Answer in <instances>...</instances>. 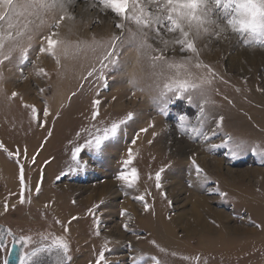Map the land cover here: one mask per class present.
<instances>
[{"label":"rangeland","instance_id":"obj_1","mask_svg":"<svg viewBox=\"0 0 264 264\" xmlns=\"http://www.w3.org/2000/svg\"><path fill=\"white\" fill-rule=\"evenodd\" d=\"M67 11L74 19L62 22L59 32L73 45L90 42L92 37L107 41L119 34L117 17L102 10L97 0H74ZM128 26L135 30L134 24ZM3 28L8 29L7 22ZM161 35L171 42L177 34ZM244 38L252 39L247 34ZM148 43L163 48L155 33H149ZM40 44L38 33L26 60L20 61L17 52L0 66L4 89L0 93V142L8 151L21 153L9 156L0 149V165L5 162L8 168L3 173L0 167V224L16 240L32 238L31 242L21 240L25 264L34 246L52 244L61 236L70 247L71 260L66 264H95L101 251L109 264H264V45L245 44L230 29L220 38L205 34L196 42L199 60L217 74L207 93L212 103L205 105L207 116L202 117L198 97L191 104L171 94L167 101L156 98V85L162 87L173 73L160 64L154 67L149 56L135 47L125 45L119 50V63L105 70L106 80L95 76L84 80L90 66L99 67L98 52L70 47L58 66L51 55L40 52ZM164 55L180 62L193 54L169 43ZM41 68L47 75L38 72ZM132 73L135 86L129 82ZM12 91L20 97L10 99ZM94 100L100 101L95 120ZM25 104L34 105L38 113ZM45 107L49 110L46 118L42 115ZM129 113L131 118H127ZM220 116L224 119L217 125ZM122 119L125 123L118 134L100 150L85 146L92 139L93 125L101 129ZM228 135L243 141L245 150L233 156ZM77 146L81 152L74 160ZM129 149L133 154L129 169L139 172L132 187L117 179ZM192 159L206 180H197ZM20 165L25 175L24 203H20ZM161 168V187L157 188L155 173ZM38 183L39 193L35 190ZM141 195L144 201L138 199ZM196 197L206 200L204 207L210 213L195 202ZM5 200L15 207L5 212ZM93 205L98 206L94 215L89 212ZM193 206L207 228L196 227L188 236L184 227ZM95 217H99V235ZM160 220L175 226H171L175 238L164 236L163 240L185 251L149 240L148 227ZM11 241L7 236L0 248L8 253ZM58 252L54 247L34 261L58 264Z\"/></svg>","mask_w":264,"mask_h":264},{"label":"snow or ice","instance_id":"obj_2","mask_svg":"<svg viewBox=\"0 0 264 264\" xmlns=\"http://www.w3.org/2000/svg\"><path fill=\"white\" fill-rule=\"evenodd\" d=\"M73 3L74 0H0V66H3L6 61L10 62L13 59V54L17 52L20 61L26 60L28 52L33 46V39L39 33L40 52L51 55L58 66L61 65V55L64 57L69 55L70 47L74 46L77 51L81 48H87L93 53L98 52L96 63L99 67L90 66L86 76H83L82 79L87 80L95 76L97 80H106L105 70L110 66L115 69L119 63V50L125 45L132 46L141 55H148L154 67L160 64L166 66L173 73L163 83L162 87L160 84L156 85L157 99L167 101L171 99V96H179L191 104L194 97H198L202 101L198 105L200 115L206 117L205 105L212 103L207 99V93L211 89L217 74L209 65L203 64L199 60V49L196 42L205 34L220 38L230 29L232 33L243 38L245 44L264 45V0H97V4L102 6V10L110 11L117 17L118 22L115 27L119 30V34H113L107 41H97L95 37H92L90 42L77 41L74 45L73 42L63 38L59 32L62 22L66 19H74L71 13L67 11V8ZM4 22H7V30L3 28ZM130 24L135 25V30L128 26ZM45 28L48 30L47 34L43 32ZM162 32L177 35L170 42L163 38ZM149 33H155V38L161 41L163 48H154L148 43ZM245 34L252 39L244 38ZM169 43L178 45L181 52H191L193 55L183 57L180 62L169 59L164 55ZM151 53L156 54L151 55ZM193 69L197 71H193ZM38 72L47 75L42 68ZM2 79L3 73L0 71V80ZM129 82L133 86L136 85L135 73H132ZM3 92L4 89L0 87V93ZM19 97L18 92L12 91L9 98ZM99 104V100L93 101V120L99 115ZM24 106L30 108L34 113H38L34 105L25 104ZM42 115L45 118L48 117L49 110L47 107L42 109ZM131 116L132 114L129 113L127 118H131ZM223 119V116H220L216 121L217 125H221ZM179 120L183 122L185 116L181 115ZM124 123L125 120L123 119L113 121L101 129H97L93 125L95 131L89 133L92 139L86 140L85 146L100 150L106 141L118 134L121 125ZM180 127L183 129V123L180 124ZM84 131L89 132L88 129ZM140 131H147V129ZM201 135L207 139L206 135ZM135 142V140L132 141L133 144ZM226 142L233 144V156L245 150V143L235 140L231 135H228ZM0 149L8 152L9 156L21 154L19 151H8L2 142H0ZM252 150L255 151V148ZM80 152L81 147L77 146L73 151L74 160L77 159V154ZM132 162L133 154L132 150L129 149L128 158L122 161L123 168L117 176L118 180L129 187L134 186L139 180L138 169L135 167L129 169ZM191 163L195 167L197 180L201 182L206 180L207 177L203 174V169L196 160L192 159ZM163 171L164 169L161 168L155 173L157 188L161 187L160 181ZM20 184L22 189L20 203H24L25 175L23 165H20ZM35 190L37 193L40 192L39 183L35 186ZM221 195L226 194L221 193ZM138 199L144 201V196L141 195ZM9 207L14 208L15 205L10 206L5 200L4 211L7 212ZM97 208V205H93L89 212L94 215V210ZM149 208V204L145 201V211H148ZM73 219L76 218L73 217ZM95 221L97 225L96 235H99V217H95ZM124 227L127 229L128 225L125 224ZM21 240L31 242L32 238L30 236L21 237ZM54 247L59 249L58 255L61 256L58 264H66V261L71 260L69 243L61 236L57 237L52 244L34 246L31 253L27 255L28 264H38L34 258L43 252H52ZM5 264L8 262L5 261ZM21 264H25L24 258H22ZM95 264H109L104 251L99 253ZM156 264H159V261H156Z\"/></svg>","mask_w":264,"mask_h":264},{"label":"bare ground","instance_id":"obj_3","mask_svg":"<svg viewBox=\"0 0 264 264\" xmlns=\"http://www.w3.org/2000/svg\"><path fill=\"white\" fill-rule=\"evenodd\" d=\"M235 117V116H234ZM235 119L239 122V118H237V117H235ZM241 119V118H240ZM245 121V120H244ZM245 123V122H244ZM241 124V123H240ZM247 125H248V123H247ZM243 128V127H242ZM5 143L6 144H8V142H6L5 141ZM3 165H0V167H1V171H3V173H7L8 171V168L6 167L7 166V164L5 163V162H3L2 163ZM96 196V195H95ZM91 197H92V195H91ZM91 197H88V198H91ZM195 202L196 203H198L199 205H201V206H203V210L206 212V213H210L209 212V210L208 209H206V207H204L205 205H207L206 204V200L204 199V198H202V197H196L195 198ZM127 203L129 204V202L127 201ZM204 204V205H203ZM128 206V205H127ZM127 206H125V207H127ZM91 209V208H90ZM191 218H190V222L189 221H185V222H187L186 223V226L184 227V232L186 233V235H190V234H192V233H194V228H196V227H198V229L201 227V228H207V226H205L206 224H204V222H203V219H202V215L200 216V214H199V211H198V209H197V207H195V206H193V211L191 212ZM219 215H221V214H219ZM216 216V215H215ZM220 218H221V216H220ZM173 221H174V219H173ZM156 222H159L158 224L157 223H155L156 225H155V227H153V225H150L149 227H148V230L150 231V234H151V236H150V238H149V240H153V241H155V242H158V241H160V242H164L165 244H166V242H167V244H170L169 246H173V247H176V250H182L183 249V251H185L184 250V248H179L178 246H175V245H172V243H168V241H164L163 239H164V236L165 237H168L167 238V240L168 239H171V238H173L174 237V233H173V228L172 227H175V226H173V224H172V222L171 223H167V222H162L161 223V220L160 221H156ZM176 222V221H175ZM206 222V221H205ZM191 224H194V225H191ZM208 224V223H207ZM190 225V226H189ZM172 226V227H171ZM172 228V229H171ZM182 229V228H181ZM175 238V237H174ZM179 243V242H178ZM164 244V245H165ZM166 244V246H168ZM177 245V244H176ZM181 246V245H180ZM194 252H192V254H193Z\"/></svg>","mask_w":264,"mask_h":264},{"label":"water","instance_id":"obj_4","mask_svg":"<svg viewBox=\"0 0 264 264\" xmlns=\"http://www.w3.org/2000/svg\"><path fill=\"white\" fill-rule=\"evenodd\" d=\"M7 236H10L12 241L6 256V261L8 264H21L24 254V243L21 240H16L13 233L4 225L0 224V245L4 246Z\"/></svg>","mask_w":264,"mask_h":264},{"label":"crops","instance_id":"obj_5","mask_svg":"<svg viewBox=\"0 0 264 264\" xmlns=\"http://www.w3.org/2000/svg\"><path fill=\"white\" fill-rule=\"evenodd\" d=\"M6 256H7V251L4 252V251L0 248V264H5Z\"/></svg>","mask_w":264,"mask_h":264}]
</instances>
